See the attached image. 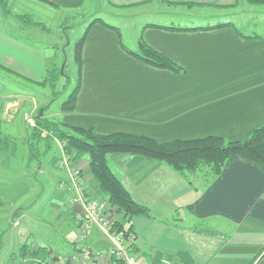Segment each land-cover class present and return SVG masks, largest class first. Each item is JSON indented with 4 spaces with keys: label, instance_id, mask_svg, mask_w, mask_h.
Returning a JSON list of instances; mask_svg holds the SVG:
<instances>
[{
    "label": "crops",
    "instance_id": "1",
    "mask_svg": "<svg viewBox=\"0 0 264 264\" xmlns=\"http://www.w3.org/2000/svg\"><path fill=\"white\" fill-rule=\"evenodd\" d=\"M87 1H0L6 5L1 7L0 4V71L10 75L0 74L1 130L3 127L8 131L13 129L14 118L22 111L17 108L18 103L21 100L24 106L27 104L21 97H27L29 93H16L13 89L15 79H25L27 84L39 86L37 83L45 81L48 73L62 61L67 48L60 47L65 40L47 38L53 35L51 28L42 27L45 24L32 17L33 22H29L26 14L31 11H23L33 5L38 8L34 10L35 15L41 20L49 15V20L54 17V12L83 9ZM236 2L101 0L98 3L106 17L110 12L120 16L127 11L130 12L128 19H132V16L140 15H170V9L205 7L213 12V6H231ZM13 7L22 12H15ZM118 16H114V20ZM121 17L125 22V16ZM98 19L110 24L103 18ZM127 22L125 24H130ZM255 23L253 25L257 26L258 22ZM220 24L223 23L182 27L157 21L141 26L134 43L136 47L142 36L152 48L185 68L186 73L176 74L130 56L121 41L132 51L137 48L131 49L126 44L121 27L112 25L120 31L119 37L102 23H96L83 47L76 112H57L56 116L61 115L62 122L67 125L93 127L99 135L131 133L151 137L160 143L209 136L233 141L248 138L264 126V35L254 30L246 33L234 23L227 28L188 32L152 26L209 28ZM45 32V35L41 34ZM41 108L46 114L48 109ZM41 108L39 105L36 109L40 111ZM45 116L49 118V115ZM4 144L5 147H1L3 152L13 150L11 143L6 141ZM58 146V150H63L60 143ZM29 151L30 160L32 154ZM63 155L64 160L66 154ZM60 160L59 156L53 157L51 165L57 167L58 163H63ZM43 164H40V170ZM87 164L88 157L82 156L77 167L81 165L83 169L84 186L89 197L96 199L101 190L97 182L89 178ZM109 166L133 199L150 212L149 216L139 215L132 220L139 247L136 255L147 264H161L163 258L180 264H264V171L258 165L243 158H233L214 179L204 172L184 177L164 163L133 155L112 157ZM148 173L156 176L152 198L157 196V200H165L167 206L164 210L150 203V197L139 187ZM65 182L61 184H67ZM134 182L140 190L135 188ZM32 187L35 188L28 181L8 175L0 182V209L9 205L6 209L13 218L21 210L18 208L19 211L14 212L15 203L21 202ZM47 187L42 185V189ZM162 189L166 194H160ZM63 196L65 201L69 199L66 191ZM51 209L56 211L60 207ZM76 212L72 207L75 224ZM75 241L64 246L66 253H74L75 245L71 244H79L77 238ZM87 245L94 250H106L112 246L94 248L88 242Z\"/></svg>",
    "mask_w": 264,
    "mask_h": 264
},
{
    "label": "rangeland",
    "instance_id": "2",
    "mask_svg": "<svg viewBox=\"0 0 264 264\" xmlns=\"http://www.w3.org/2000/svg\"><path fill=\"white\" fill-rule=\"evenodd\" d=\"M98 2H101V0H88L83 9L54 12V17L49 20H47L49 15L45 20H41L40 16L35 15L34 10H38V8H33V5L26 7L27 9L23 11V13L31 11L26 14L29 15L26 16L28 21L35 19L45 24V26L42 25V27L51 28L53 35H50L51 37L46 35L47 38L52 39L51 41H58V39L65 40L64 43L60 44V47L62 49L66 46L67 48L62 61L56 65L55 68V70L60 73L57 77L59 79L54 81L51 80L49 86L45 87L36 86V84H27L25 79H15L14 82L13 89L16 93L25 92L29 94L27 97H21L26 101V106L21 103V100L18 103L17 108L22 109V111L15 116L11 126L13 129L8 131L3 127L0 132V138L2 139V143L0 144V182L8 175H13L14 178H21L23 181H28L33 184L35 188L32 187L31 191L23 196L21 202L15 203L14 212L17 213V211H19L18 208H21V210L18 214H15L13 218L10 217L9 209H6L9 208V205H6L5 209H0V225L3 226L0 228V264H28V259L23 258L20 254L21 247L24 244L29 248L38 245L41 249H51L56 253L58 258L56 262L53 263V261H51L50 264H65L72 253H66L64 246H67L71 241L76 243L75 238H77V243L83 242L78 230L79 226L74 223L72 215L73 205L71 202V195L73 191L70 189L74 182L73 178L71 180L70 174L72 172V176L76 177L77 174L74 175V170L78 167L76 166L74 170H72V165L69 167L61 163H58L57 167L51 165L53 161H51V159L55 156H59V159H61L60 161H65V159L63 160V150H58L59 146L55 145L47 156L43 154L40 155L39 151H43V142L37 143L34 141L32 146L35 153L39 156H32V159L29 160V147L26 146V143L29 139L27 129L31 128V125L29 127L27 121L28 119H33V116L36 114L35 110H39L36 109L37 106L40 105V108L46 107L48 110L45 115H49L51 120H64L61 115L56 116V113L62 112V104L76 88L78 80L82 75V70L75 58V44L81 39L84 31L92 20L95 18H103L111 25L121 27L125 32L123 38L126 44L134 50L137 48L134 43L138 37L139 30L141 26H144L148 22L163 21V23L167 25L182 27L190 25H216L218 23L230 22L237 25L246 33H252V30H254L256 33L264 35V7H252L250 4L244 2L238 4L233 8L234 10L230 8H219L225 6H213L214 13L205 10V7H196L192 10L190 9L191 11L185 9H170V15L165 14V16L159 17L140 15L132 16V19H128L130 12L127 11L120 16L117 15L118 13L110 12L109 15L111 18L109 15L106 17L101 10V4ZM3 6L4 5L1 4V7ZM4 7H6V5ZM103 8L105 7L103 6ZM185 8L188 9L187 7ZM13 10L18 13L22 12L21 9L16 7H13ZM123 15L125 16L124 19H126L125 22L130 20L127 22L130 24H125L121 17ZM114 16H118V19L114 20ZM31 17L33 19H31ZM256 21L258 22L257 26L253 25L256 24ZM252 26L256 27L253 28ZM41 34L45 35L46 32ZM40 43H43V41L40 40ZM63 73L65 74L64 77L61 76ZM0 74L10 77V75L2 73L1 71ZM25 111L28 113L26 116L24 115ZM29 111L31 112L29 113ZM25 123L27 128L25 127ZM6 141L14 146L13 150L8 152L2 151L1 147H5L4 143ZM20 144H22V147H18ZM81 158L82 156L79 160H81ZM41 163H44L42 170H40L41 168L39 169ZM80 166L81 165H79V167ZM59 167L62 169L58 170ZM61 179L62 183L63 181H67L65 183L68 184V187L63 186L65 184L59 182ZM82 181L85 183L84 178H82ZM155 183L156 176L153 173H148L145 178L140 181L139 187L150 197V199H148L150 203L156 205L158 209L164 210L167 206V202L165 200L162 201V198L157 200V196L152 198L155 192ZM42 185H44V187L48 185L50 188L47 187L42 189ZM77 185L79 186L78 183ZM133 185L140 190L135 182ZM63 191H66L69 196L67 201H65L66 198L63 196ZM160 194H166V190L162 189ZM58 206L60 210L55 211L51 209ZM204 226L207 227L208 225ZM132 237L133 236H130V238ZM131 241H133V239ZM113 242L115 243L111 237L109 238L107 235L101 233L98 228L92 224L88 233V244L93 245L94 248H105L113 245ZM127 243L128 245L130 244L129 242ZM71 245L74 246L76 244Z\"/></svg>",
    "mask_w": 264,
    "mask_h": 264
},
{
    "label": "trees",
    "instance_id": "3",
    "mask_svg": "<svg viewBox=\"0 0 264 264\" xmlns=\"http://www.w3.org/2000/svg\"><path fill=\"white\" fill-rule=\"evenodd\" d=\"M167 2V0H162ZM241 2L252 6L264 7V0H237L234 6H225L223 8H235ZM30 19V18H29ZM29 22H33L29 20ZM102 23L105 27L115 31L120 37V31L117 27L102 22L101 19H94L87 27V30L81 39L75 44V58L82 70V52L85 41L93 25ZM167 31H198L214 28L231 27V23H223L209 28H181L174 26H157ZM123 49L133 58L158 69L169 70L176 74L186 73L185 68L177 64L169 57L152 48L141 36L138 42L137 51H132L121 41ZM57 70L48 73L45 81L38 82L39 86H49L51 80L59 78ZM62 77L65 74H61ZM81 89V76L76 88L69 95L68 99L62 104L61 111L64 113H74L77 109V100ZM45 109H40L33 119L35 125L28 130V147L32 156H39L35 153L32 144L43 142V151L39 154L48 155L53 146L60 143L63 146L64 153L70 158L72 170L79 163L81 156L88 157L87 168L89 178H93L101 190L100 199L107 200L108 203L116 209L118 219L115 224L117 232H122L126 238L133 236L132 245L129 251L136 254L139 247L136 244L132 220L135 216L146 215L150 212L147 207L139 204L133 199L123 183L116 177L109 166V160L113 156L133 155L145 158L151 161H157L166 164L177 173L184 177L188 174H197L204 172L212 179L218 177L223 172L227 162L233 158H243L258 165L264 171V126L256 129L248 138L244 140H228L219 136H209L199 139L183 140L177 139L172 142L160 143L157 140L141 135L131 133H113L110 135H99L95 128H82L71 126L62 121H53L45 116ZM1 130V121H0ZM1 132V131H0ZM27 133V132H26ZM2 139H0L1 142ZM79 171L81 179L84 177L83 169L76 168ZM72 197V195H71ZM1 202V200H0ZM125 223V224H124ZM74 253L66 260L65 264H72L71 258L78 254V246H74ZM20 254L27 258L28 264H50L56 262L58 256L51 249H41L38 245L27 247L24 244L21 247ZM143 255V253H142ZM156 259L158 256H155ZM117 264H125L119 260Z\"/></svg>",
    "mask_w": 264,
    "mask_h": 264
},
{
    "label": "built area",
    "instance_id": "4",
    "mask_svg": "<svg viewBox=\"0 0 264 264\" xmlns=\"http://www.w3.org/2000/svg\"><path fill=\"white\" fill-rule=\"evenodd\" d=\"M27 123L29 127L30 125L31 127L35 125V121L32 118L28 119ZM62 165L69 167L71 165L70 158L66 157ZM78 174L79 171L77 169L74 170V175H76V177L72 176L74 182L70 188L73 191L71 202L75 209L80 208V211L76 210L75 220L76 225L79 226L78 230L81 234V240L85 244L83 242L78 244V250L80 252L72 256L71 263L117 264V262L121 260L125 264H147L129 251V247L134 243V241H131L133 238L129 237L128 239H125L126 236L122 232H117L114 228L118 219L116 209L105 199L103 201L98 198L96 200L91 199L84 186V182L80 177L78 178ZM63 186L68 187V184ZM92 224L95 225L101 233L107 235L109 238L111 237L115 241L111 248L106 250H94L87 245L88 233ZM127 242L130 244L128 245ZM161 264L180 263L170 258H163Z\"/></svg>",
    "mask_w": 264,
    "mask_h": 264
},
{
    "label": "water",
    "instance_id": "5",
    "mask_svg": "<svg viewBox=\"0 0 264 264\" xmlns=\"http://www.w3.org/2000/svg\"><path fill=\"white\" fill-rule=\"evenodd\" d=\"M76 210L80 211V208H76Z\"/></svg>",
    "mask_w": 264,
    "mask_h": 264
},
{
    "label": "bare ground",
    "instance_id": "6",
    "mask_svg": "<svg viewBox=\"0 0 264 264\" xmlns=\"http://www.w3.org/2000/svg\"><path fill=\"white\" fill-rule=\"evenodd\" d=\"M136 255V254H135ZM137 256V255H136Z\"/></svg>",
    "mask_w": 264,
    "mask_h": 264
}]
</instances>
